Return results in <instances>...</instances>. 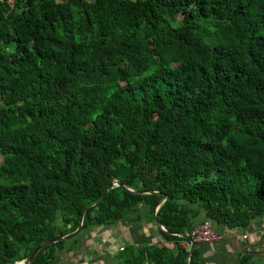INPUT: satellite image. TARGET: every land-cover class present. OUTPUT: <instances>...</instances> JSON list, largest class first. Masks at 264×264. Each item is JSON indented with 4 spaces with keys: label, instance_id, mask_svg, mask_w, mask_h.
Here are the masks:
<instances>
[{
    "label": "trees",
    "instance_id": "trees-1",
    "mask_svg": "<svg viewBox=\"0 0 264 264\" xmlns=\"http://www.w3.org/2000/svg\"><path fill=\"white\" fill-rule=\"evenodd\" d=\"M0 156V264L76 231L105 195L82 232L160 236L118 264H188L184 234L206 221L259 232L232 264H264V0L1 3ZM211 244L191 264H211Z\"/></svg>",
    "mask_w": 264,
    "mask_h": 264
},
{
    "label": "crops",
    "instance_id": "crops-1",
    "mask_svg": "<svg viewBox=\"0 0 264 264\" xmlns=\"http://www.w3.org/2000/svg\"><path fill=\"white\" fill-rule=\"evenodd\" d=\"M141 228H143L141 225L133 226L123 222L115 226L95 227L81 232L79 243L71 240L68 243L70 249L59 251L56 264H118L120 252L124 250L122 247L129 243H143ZM223 232L227 234V237L225 240L217 242V244L220 247V243L223 242L226 251L223 247L215 253L213 245H208L209 250L205 253V256L210 259L211 264H222L221 260L225 264H232L233 257H238L247 244L262 247L256 237L259 232L242 233V231L232 232L230 230H224ZM245 234L251 236L250 240H243ZM254 234H256L255 237L252 236ZM158 237L160 239V236ZM155 241H158V239Z\"/></svg>",
    "mask_w": 264,
    "mask_h": 264
},
{
    "label": "water",
    "instance_id": "water-1",
    "mask_svg": "<svg viewBox=\"0 0 264 264\" xmlns=\"http://www.w3.org/2000/svg\"><path fill=\"white\" fill-rule=\"evenodd\" d=\"M114 185H120V186L123 185V186L126 187L127 189L134 191V189L128 187V186L125 185V184H123L122 181H120L119 179H116V180L114 181V183L110 186L109 190L112 189V188L114 187ZM105 196H106V195H105ZM105 196H103L102 199H101L98 203L92 205L91 207H88V208L86 209V212L89 211V210L92 209V208L97 207V206H98V205L104 200ZM165 200H166V198H164V199L159 203V205H158L157 212H156V220L158 221V224H159L163 229L166 230V227H165L164 225H162V223L159 221V218H158V215H157L159 208L161 207L162 203H164ZM86 212L83 214L82 219H81V224H80L79 228H78L76 231H74V232H72V233H69V234H67V235H64V236L58 237V238H54V239H50V240L44 241L42 244H40V245L35 249V251H34L33 254L30 256V258H27V259H26V260H28L29 264H33V263H34L36 257L38 256L39 252L42 250L43 247H45V246H47V245H50V244H53V243H56V242H59V241H62V240H65V239H72V238H74L75 236L79 235V234L82 232L83 228H84V220H85V214H86ZM184 236L188 237V238L192 241V247H191L190 256H189V259H188V264H191L192 255H193L194 250H195V248H196V246H197V242H196L195 240H193L192 236H191L189 233H185ZM254 254H255L256 256L264 257V253H263V252H255ZM240 260H241V257L238 259V261H237L236 264H239V263H240Z\"/></svg>",
    "mask_w": 264,
    "mask_h": 264
},
{
    "label": "built area",
    "instance_id": "built-area-1",
    "mask_svg": "<svg viewBox=\"0 0 264 264\" xmlns=\"http://www.w3.org/2000/svg\"><path fill=\"white\" fill-rule=\"evenodd\" d=\"M5 3L7 5H14L15 0H0V4ZM193 240L196 242H208V243H217L221 242L226 239L227 234L226 233H220L217 232L210 221H206L204 223H201L192 230V232L189 233ZM244 238L249 239L250 237L248 235H244ZM125 247H122L124 249ZM15 264H29L28 260L22 259L19 261H16Z\"/></svg>",
    "mask_w": 264,
    "mask_h": 264
},
{
    "label": "rangeland",
    "instance_id": "rangeland-1",
    "mask_svg": "<svg viewBox=\"0 0 264 264\" xmlns=\"http://www.w3.org/2000/svg\"><path fill=\"white\" fill-rule=\"evenodd\" d=\"M15 45V43H11L9 46L10 47H13ZM2 161V157L0 156V162ZM1 179V178H0ZM204 213H202V215L200 216V220H202L203 218H204ZM212 225H213V223H212ZM150 228H156V225L153 223V222H150V223H147L145 226H143V228H141V234H143V236H142V241L143 242H152V241H155L156 239H158L159 240V234L157 235V234H151L150 233ZM260 228H261V230L264 232V222L262 223H260ZM246 235V234H245ZM248 235V234H247ZM255 235L256 234H254V235H252L253 237H255ZM250 238H251V236L250 235H248ZM256 237L260 240V233H258L257 235H256ZM243 240H246V238H244L243 237ZM248 240V239H247ZM219 243V242H218ZM213 246H214V248H216V246H217V251L218 250H221L223 247H224V249H225V251H226V246H225V244L222 242V243H220V247H219V244H217V243H213L212 244ZM224 252V251H223ZM226 253V252H225ZM234 261V257H233V259H232V261L231 262H233ZM221 262H222V264H225V262L223 261V260H221Z\"/></svg>",
    "mask_w": 264,
    "mask_h": 264
}]
</instances>
